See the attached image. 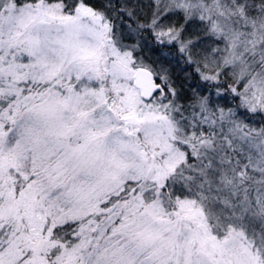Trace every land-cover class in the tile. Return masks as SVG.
I'll return each mask as SVG.
<instances>
[{
    "label": "snow or ice",
    "instance_id": "obj_1",
    "mask_svg": "<svg viewBox=\"0 0 264 264\" xmlns=\"http://www.w3.org/2000/svg\"><path fill=\"white\" fill-rule=\"evenodd\" d=\"M0 264H264V0H0Z\"/></svg>",
    "mask_w": 264,
    "mask_h": 264
}]
</instances>
